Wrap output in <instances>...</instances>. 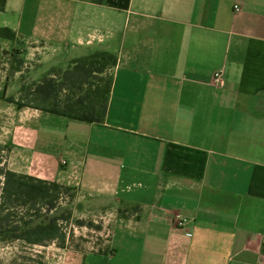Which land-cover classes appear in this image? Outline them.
<instances>
[{"label":"crops","instance_id":"1","mask_svg":"<svg viewBox=\"0 0 264 264\" xmlns=\"http://www.w3.org/2000/svg\"><path fill=\"white\" fill-rule=\"evenodd\" d=\"M0 27L16 32L0 48L17 97L117 57L102 122L0 97L8 167L118 216L111 250L85 264H264V0H7Z\"/></svg>","mask_w":264,"mask_h":264},{"label":"trees","instance_id":"2","mask_svg":"<svg viewBox=\"0 0 264 264\" xmlns=\"http://www.w3.org/2000/svg\"><path fill=\"white\" fill-rule=\"evenodd\" d=\"M6 1L0 0V10H4ZM0 36L14 39L16 32L10 27H0ZM116 61L117 57L108 53L89 55L65 71L44 77L34 88L21 90L18 97L2 98L20 108L34 107L99 123L105 119L113 82L112 75L104 70ZM66 196L73 199L75 189L14 171L0 162V239L23 240L29 244L56 240L65 247L66 234L59 220H71L73 211L67 208L58 215L49 213L58 210Z\"/></svg>","mask_w":264,"mask_h":264},{"label":"rangeland","instance_id":"3","mask_svg":"<svg viewBox=\"0 0 264 264\" xmlns=\"http://www.w3.org/2000/svg\"><path fill=\"white\" fill-rule=\"evenodd\" d=\"M14 61L17 64L18 59H13L0 48V97L17 94L18 88L14 87ZM29 75L27 70L22 74L28 82ZM27 87L21 90L26 91ZM10 149V145L0 143V162L7 164ZM67 208L73 211L71 220H59L66 234L65 247L59 246L56 240H49L44 244H29L23 240L0 239V264H85L87 254L111 250L113 225L118 216L83 211L81 206L76 205V191L73 199L64 197L59 209L49 215H58ZM82 212L85 214L79 215Z\"/></svg>","mask_w":264,"mask_h":264},{"label":"built area","instance_id":"4","mask_svg":"<svg viewBox=\"0 0 264 264\" xmlns=\"http://www.w3.org/2000/svg\"><path fill=\"white\" fill-rule=\"evenodd\" d=\"M236 9L239 10V6L236 5ZM213 80L218 84V85H222L224 83V77H223V73L222 71H216L213 75ZM176 220L178 222V225L180 226H188L189 229L187 230V233L188 234H191L192 233V227L193 225L190 224V223H186V221L182 218V216L180 214H178L176 216ZM262 243H263V246H264V234L262 236ZM263 263H264V253H263Z\"/></svg>","mask_w":264,"mask_h":264}]
</instances>
